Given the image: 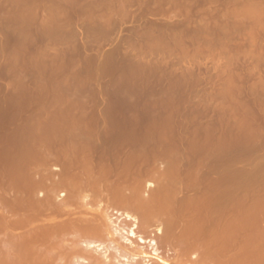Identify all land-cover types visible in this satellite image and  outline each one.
Returning <instances> with one entry per match:
<instances>
[{
    "label": "rangeland",
    "instance_id": "obj_1",
    "mask_svg": "<svg viewBox=\"0 0 264 264\" xmlns=\"http://www.w3.org/2000/svg\"><path fill=\"white\" fill-rule=\"evenodd\" d=\"M14 1L16 0H0V170H3L4 167L6 168L4 169V171L0 172V178L4 180L7 178V176L11 175L10 173L14 174L13 172L16 173V171H18L19 173L20 168L22 167L21 165L27 166L28 164V166L30 167H36L34 166L35 163L37 165L40 164L37 166V169L38 167L41 170L43 169L45 172L42 170V173L44 174H48L49 170L51 171V173L53 171L55 172L56 169L57 171H62L63 174L66 167L69 168V166L71 165L76 167L75 164H72L73 162L80 165L81 167H83V164V168H87V166L89 167V164L92 163L91 165H94L95 168L99 166L103 168L106 167L108 168L107 171L109 172L110 169H113L111 170V174L109 175V177L108 172L104 173V175L107 174V177L109 179H103V177H99L103 180L107 179L108 182L109 180L113 181L115 178H119L115 179L116 181L128 179L126 181L130 182L129 184L133 185H137L138 182H146L145 184H152L153 187L150 186L152 187V189H155V187H158L160 184V186L163 188H165L166 186L170 187L169 184H174L173 182L178 181L175 180L176 178H181L184 179V181H178L180 186L179 184H175L177 188H175L176 190H178L180 187L182 189L181 191H178V193L180 192L179 195L174 194L173 196V194L171 195L172 192L169 193L171 196H173V201L172 203H170L172 199L168 200L169 202L166 200L171 196L168 197L169 194L165 192L166 190H164L163 192L161 189L160 191L165 193L163 194L165 195L164 197H166L167 195V198L163 197V199H166L165 201L170 203L171 205L175 201L174 198L176 196L177 199L175 198L176 202H174L176 205H173L177 207L178 203H182V207H177L178 209H180V207L181 209H183L182 211L180 209V214L186 216L188 212L189 216L190 213L195 214L196 212H198L196 214L200 216V221L202 220V218L207 219L209 216V218H211L212 215L214 216V214L210 215V211H212L213 213L215 212L213 210H215L216 208L205 207L208 202L209 207L211 206L210 204L212 200L208 201V199H211L212 194H214V192L216 191L215 189H213V185L215 184L214 186L216 187L218 184V188H220L219 190H221V192L222 190H225L226 195L229 193V195H227L229 198L225 197V199H228V201L233 199V201L231 200L229 201V203L226 202L228 208L226 209L225 213H227L226 215L228 216V219L227 216L225 220L223 219V215L219 217V214L215 213V217L217 216L216 214H218L220 220H218L216 217V223L213 220V224L212 221L208 218L209 220H206L207 223L204 222V224H206V226H204L208 228L212 226L214 228L215 226L217 227V231L220 230V228L224 227V225L226 226V224H230L229 226H226L228 228L225 227V229L228 230H231L229 229V227L232 228V230H235L236 228L239 229L240 227L239 232L245 234H242V237L240 235L241 233H238L237 229L235 230L236 232L233 231V235L230 232V238L232 239H229V244L232 246H230L229 249V258L231 255V258H236L237 256L241 255L239 254L241 252L243 255H247L248 251L245 252L244 247L246 246L245 248H247L249 244L251 245L250 239H252L251 242L258 245H256L255 248V245L252 243L254 248L248 247L250 249L249 252L251 253L250 254L248 252L250 256H246V259L241 255L240 258L243 257L244 259L241 260H245L244 263L246 264H248L249 262H251L250 264H253L252 262L254 261V259V263L257 262L258 264H263L264 253L262 255L261 252L264 249V14H262L263 18H261V23L257 22L258 20H260L259 16L262 13V10H264V0H258L259 2H255L257 6L253 11L251 8L255 3L253 4L252 1L254 2L256 0H248L249 2L247 0H242L243 2H240L241 0H238L229 1L227 3H223V1H213L207 4L201 2V4L203 5H196V3L191 2V6L187 3L188 7L190 6V8L194 5L193 8L195 7V10L197 8H202L199 10L203 11V9H206L205 11L216 15H222L223 12L221 11H224V14L226 15L225 17H227L228 19L225 17H221L224 18V20L220 19V24H218L223 29V31L226 32V34H224V32L222 31L223 33L220 32L216 35H213L212 37L210 36V39L207 37L209 40L206 39V42H203L205 41V37L204 40L200 38L205 45L207 41L210 42H208L207 44L208 46L211 44L209 48H203V43L201 41H198L200 39H196V41L200 44H198L196 41H194V43L189 39H186L187 41H184V44H182V42L179 43L180 45L177 44L178 46H180V48L182 44V47L185 48L186 51L185 49H180L176 44V47H173L174 45L171 41H169V44L172 43L171 47L173 48L169 47V44H165L166 47L168 45L169 49L168 47L167 49H165L166 47L164 46L162 48L164 49L163 51L162 49L158 51L157 48H153L154 50L157 49L155 51L153 49L144 50L145 48H137L140 44L136 46V42L138 43L140 40H142L138 38L135 39V37H139L135 36L138 33H136L135 31L134 32L136 34L134 32L128 33L130 31L124 29L148 25L146 24L147 21L148 23L152 21L149 20V18L153 20L156 19L157 21V23L156 21L152 22L153 25H148L151 26L150 29H153V27H155L154 29L160 28L161 24L158 25V23H160L161 18L167 20V23L165 20L164 22L169 26H167L164 22L162 23L161 21L162 26L166 25L167 28L175 25V23H178V21L181 22L183 18L181 19L178 16V18L174 17V14H172L173 16L170 14L172 18L174 17V19H172L169 15L166 16V18L162 14L161 18H159L160 16H157L160 14L158 11L163 12V10L165 11L167 9L165 7L167 6L166 3L170 5L168 9H172V4H170L169 2H164V6L161 4V7L160 3H148L150 5L154 3L155 14H159L154 16V14H152L154 11H151V14L146 13V10L147 12H149L148 10L152 9H147L149 6L147 5V8L145 7V11L143 10L144 13H146L147 17L149 15L147 21L144 20L146 22L145 24H143V21H132V23H138L139 25H132V23L126 24L127 21L123 22L124 20L122 22L118 21L120 25L117 23L113 24L116 26L118 25L119 27H117L116 29L119 28V30H121L117 34L119 30H114L115 28L113 27L116 26L112 25L111 28H113L115 32L111 31L110 34L112 36L109 35L111 36V38L107 39V41L104 40L106 36H100V33L98 34V37H96L98 31H96L95 34L94 32H92L94 36L92 34L91 36H89L90 33L87 32L89 26L90 28L95 27L93 25V22L90 23L89 21H87V19H89V14L93 13L92 11H89L94 10L90 8H92V6H94L95 8V6L98 7L103 4L98 5L99 2L95 3V0H91V4L95 3L96 5L93 4L92 6H90L91 4L89 3V1L86 2L87 4H90H86L90 8H87L86 6V8L83 7L85 11L83 15V10L81 9L82 6L85 5V3L81 5L83 1L79 0L81 2H78L77 0V4L79 3V5H81L79 10H81L80 12H82V15L80 14V12L78 13L77 10H74L75 14L77 12V16H71L73 17L72 19L68 14L70 13L69 9H71L69 7L72 6V9L76 7L75 5V7L73 6V4H75L76 2L73 3L72 1L73 4H68L70 5L69 7L67 6V4H64L69 9L62 5L64 9L67 8L69 10L68 12V10L65 9V11L67 10L68 12V18H64V20L67 22L71 20V24L69 22L66 23L63 20L62 22L66 24L63 28H67L66 30H68L70 26H72L69 31L63 30V33H69L70 31H73V43L76 41L75 43L77 45L75 43L73 44L71 41L72 39L70 38L71 40L69 41L71 45L68 42L66 45H64V47H66L64 48L65 52H62L63 48H59V50L57 48L56 50V48L53 47V40H50L52 38H49V35L47 33H42V29L39 30L40 26L38 25H40V21H35V23L31 22V24H27L26 27L25 25H22L24 27L23 30L25 32H28L25 36L23 30L19 26L20 23H16V21L14 22L13 19V16H15L14 12L16 10V7L14 8V6H16L14 5L15 3H13ZM98 1L102 2V0ZM140 5L142 6L143 4ZM259 5L262 6L259 7ZM62 6L60 8L61 10ZM136 6L139 7V5ZM133 7H131V10L133 9ZM184 7L185 6H182L181 8ZM100 8L102 7L100 6ZM142 8L136 7V9L133 10H136V13H139V10H142ZM160 8H162L163 10ZM72 9L71 11H73ZM168 9L167 11H169ZM208 9H210L211 11H209ZM212 9H214V12L212 11ZM249 9H251V12L249 11ZM86 10H88L89 13H87ZM257 10L261 11L258 12ZM143 11H141L139 15H141ZM216 11L218 12L216 13ZM231 12L234 13L232 14ZM13 13L14 15H12ZM131 13L133 12L131 11ZM226 13L231 14L227 15ZM235 13H237V16L235 15ZM244 14L246 15V17ZM8 16H10V18ZM234 16L235 19L233 18ZM255 16L258 17L255 18ZM134 17H138V14L133 15L132 18L130 16V18L128 17V19L133 20ZM251 17H254L255 20L253 18V21ZM83 18H85L86 22L90 23L89 26H87L88 24L85 22V20H82ZM143 18H141V20H143ZM176 18L180 20H177ZM80 19L84 22H82V24L85 26L80 24ZM129 20L128 22H130ZM237 22L239 23L237 24ZM60 23L61 22H59V24ZM254 23L257 24L254 25ZM61 24L50 25H53L57 28H55L56 30H59L58 27H62ZM97 24L102 25V22H97ZM155 24L158 25L157 28ZM92 25L93 27H91ZM122 25L124 27H120ZM15 26L17 29H20H18V32H15L17 30L13 29L15 28ZM27 26L29 27L27 28ZM84 27L86 30L84 29ZM25 28H27L28 30H25ZM49 28L50 29H48V31L50 32L53 28L50 26ZM141 28L143 29V27ZM76 29L78 30V32ZM21 30L22 34L19 35V31ZM30 30L31 32H34V34L31 33ZM38 30L42 33L41 36H37ZM130 30L132 31L137 29ZM83 31L85 32L83 33ZM123 31H126L127 33H123ZM86 32L89 35H87ZM132 33L135 34L134 37L132 36ZM11 34L15 37V39L11 36ZM23 34L26 38L22 37ZM43 34L46 35L45 37H47L48 35V37L45 38ZM72 34L71 36H73ZM33 36L35 37L32 38ZM30 37L31 40L29 39ZM43 37L44 39H42ZM132 38L135 40L133 41ZM27 39L30 43L27 42ZM48 39L51 42L48 41ZM33 40H38V43L35 41L36 44H34ZM112 41L115 42L113 43ZM123 41L130 44V46ZM47 42L49 45L46 44ZM95 43L97 45L99 44V46H97ZM142 43V45H145L144 42ZM12 44L16 46H13ZM26 44H28V46ZM38 44H40L42 48ZM43 44H45V47ZM68 44L71 47L73 46L72 48H69L70 50L67 49ZM104 44L106 45V47ZM46 45L48 47L47 50H45ZM121 45L124 47H121ZM195 45L202 47L201 49L199 47L200 51L198 49V51L195 49ZM76 46L78 49L76 48ZM133 46H136V48H134ZM23 47L25 48L23 49ZM212 47L214 49L210 50ZM36 48L37 50L40 48L39 51H37ZM75 48L77 50H74ZM135 49H138V51H135ZM170 49H173V51L175 52L169 51ZM55 50L58 52H56ZM115 50L118 52H116ZM181 50L184 52H182ZM145 51L151 53H146ZM167 51L169 52L167 53ZM132 52H134L135 54H133ZM159 135H161L162 137H159ZM156 137L157 139H155ZM104 148L107 150H105ZM74 149L76 152L74 151ZM103 151H108V153H106L107 155ZM103 153L105 155H102ZM86 154H88V158L86 157ZM164 154L167 155V157H164ZM69 155L72 156L69 157ZM84 157H86L88 160ZM103 157L105 158L106 162L101 161V158ZM74 158L77 160H75ZM84 159L87 160V162ZM106 159H109V161ZM27 160L29 163L31 161V163L34 164L32 165L30 163L29 165ZM91 160L93 162H90ZM176 160L179 163H177ZM99 161L102 162L103 165ZM174 161L175 163H173L171 166L176 163L177 166H185L186 164H189L185 166L186 168L177 167L180 171H178L177 169V173H179L178 175H176L173 174L176 173V169L174 168L175 166L171 167L169 165ZM18 163L20 166L18 165ZM62 163L64 164L62 165ZM84 163L89 164L85 167ZM97 163L98 165H96ZM58 164L60 165V167ZM15 165L18 168H16ZM78 165L77 168L79 169L76 170L73 167L74 170H76L77 172L81 171L80 173L85 172L84 170L86 169L83 170L80 166L78 167ZM113 165L117 167H112ZM168 166L171 167V171H173V173L171 171L170 173H168ZM187 166L189 169H187ZM8 167L11 169L9 170ZM165 167L167 168V170ZM44 168H47V172ZM106 168H101L102 170L100 171L98 168V170L94 172L96 175L93 176H97L98 173L103 172L104 170H106ZM172 168H174V170H172ZM7 169L10 173L5 171ZM195 170L198 172H196ZM112 171H114L116 175L118 174V177L112 175ZM119 171L121 172V174ZM185 171L187 174H185ZM189 172L190 174H192V176H194L195 174L194 177L197 176L196 174H199V176L201 177L199 179V176H197L198 180H196V182L198 181V184L200 183V185L197 184L198 186H200V188L197 191L194 190V192L196 191V194L199 192L198 194L202 195L201 197L204 196L205 200L207 198L208 202L204 200L203 202L201 200L202 204L200 203L201 205L205 203V207L199 206L198 201L200 200L197 199L199 196L198 194L196 197L195 193H192L193 191L189 190V188V192L188 190H185V188L188 186L187 183V186L185 185V181L192 182L191 184L195 182V180H191L194 178H191L192 176L189 174ZM203 172H206L205 176L203 175ZM5 173H8L9 175ZM56 173H58L57 175L59 176L60 173ZM125 173H127L129 176H127ZM160 173L164 174L161 175ZM4 174L7 175L5 178ZM67 174V172L66 174H63L66 177L62 175V178L64 179V177H69L65 180L70 179V176H67ZM171 174H173L174 177ZM57 175H54L53 177H57V179H60V177H58ZM100 175L103 176V174ZM111 176L115 177L113 179H110ZM222 177L223 179L226 177L225 179L228 181V183L226 180H223L222 182L226 181L228 185L225 182H221ZM95 178H98V176ZM2 179L0 180V182H4L2 181ZM137 179L139 181H137ZM205 179H207L206 182H204ZM123 180L121 181V183H123ZM166 180H168V182H171L168 183ZM199 180L201 182H199ZM209 180L213 181L211 182ZM116 181L113 182L116 183ZM162 181L166 186H162ZM117 182L120 184L119 181ZM207 182H211L213 185L207 184L208 186H206H210V188L206 189L204 183L206 184ZM191 184L189 185L191 186ZM201 184H203L202 188L204 186L203 189H201ZM1 185H3V183ZM1 185L0 187L2 188ZM175 185L171 187H174ZM171 187L169 188L170 190H168V192L172 191ZM222 187L224 188L222 189ZM208 189H210V191ZM211 189L215 191H212ZM200 191L202 192L200 193ZM173 192H176L177 194V191ZM204 192L208 193L209 195L212 193L211 197H208L209 195L206 197L207 194L205 193V195ZM219 192L215 193L219 195L221 194ZM232 192L237 193L233 194ZM88 194L92 195L93 193L89 192L87 193V195ZM192 195L195 196L192 198V201L197 202V205L194 204L195 207L190 199ZM201 197L199 198L201 199ZM179 198L182 200V202H180L181 200ZM186 198L191 201L190 205V201L188 203V200ZM194 198L195 201L193 200ZM242 198L244 199V201H242ZM184 199L187 201H185ZM183 202L184 204L186 203V205H184ZM237 204L241 209L239 208V206H237ZM255 204L257 205V207L260 206V209L255 207ZM173 205H171V207H174ZM229 206H231L232 208H230L231 213H228ZM99 207L102 208V206ZM99 207L96 206L94 208L93 206L92 208L94 211H100L101 209ZM247 207L250 209V211ZM233 208L236 209L233 210ZM251 208H253V210ZM205 210L207 211L206 216L204 214ZM242 210L244 212H242ZM216 211L219 212V210ZM254 211H256L257 213H254ZM182 212L186 213L184 214ZM208 212L210 213L209 215ZM245 212H253V215L247 214L248 218H246V216H244L246 215ZM200 214H202L203 217H201ZM235 215H237V217H235ZM239 216H241V219L243 220L241 221L240 219V223L237 220L238 218H240ZM250 216L254 219L252 220V218H249ZM213 218L214 217H212L211 219ZM229 218H234L233 222L231 219L230 222ZM204 220H202L201 222L199 221V223L203 224ZM235 220H237L240 225L236 223ZM125 221L128 223V221L130 220L127 221L126 219ZM217 221L219 222L217 223ZM248 223L251 224V227L253 229ZM241 224H243V227H247L246 229L250 232L243 228ZM246 224L249 226V229ZM220 225L223 226L221 227ZM129 226L130 228L127 229L131 230H135V228L137 227L136 225H132L133 227H131V225ZM213 228H210V230L214 231ZM254 230H257L256 232H258L257 234L259 236H256V232H253ZM130 234L131 233H129V235ZM0 235L3 236L2 234ZM250 236H253L254 238L259 237V240H257V238L255 240ZM116 237L119 238V236L117 235ZM135 237L136 236H134V238ZM0 239H2V237ZM129 239L131 240V238ZM235 239H238L239 242ZM123 241L124 240H121L122 244L124 243ZM137 241H139V239ZM231 241L236 244L232 243ZM260 241L263 245L260 244ZM135 242L136 241H132L133 244H124L125 247L128 244L131 247L137 248L138 251L141 249L145 251L144 248L147 247L145 246V244L147 243H144V241H142V245H144L142 246L140 244L141 246L137 247L136 245L139 244H136ZM245 242L247 243L245 244ZM238 243H242V246L238 245ZM259 245L260 248L262 246V251H259ZM139 247L144 248L139 249ZM239 247H241V249H239ZM147 248L150 249L146 250L148 254H150L151 252L149 251H151V248ZM251 248L253 249L252 251ZM127 249L131 250L132 248L127 246ZM236 250H240V252L238 253ZM235 251L238 254H235ZM253 251L256 252V254L253 253ZM258 252L259 254H257ZM252 253L254 259L253 257H251ZM250 259H252V261ZM256 259L261 260V262H258L259 260L257 261Z\"/></svg>",
    "mask_w": 264,
    "mask_h": 264
},
{
    "label": "bare ground",
    "instance_id": "obj_2",
    "mask_svg": "<svg viewBox=\"0 0 264 264\" xmlns=\"http://www.w3.org/2000/svg\"><path fill=\"white\" fill-rule=\"evenodd\" d=\"M72 1L74 3L77 0H16L13 2V3H15L14 5H16V6H14V8L16 7V10L14 9L15 12L13 11L15 13V16H13L14 17L13 19H14V22L16 21V23L19 22L21 24V25L19 24V26L22 30L24 28L22 25H25V27H26V25L31 24V22L35 23V21H40V25L36 24V25L40 26L39 30L42 29L41 30L42 33H47L49 35V38L50 37L52 38L50 40H53V47L56 48V50H57V48H58V50H59V48H61V49L63 48L62 52H65L64 48H66V47H64V45H66L67 42L70 44L69 40H71L74 37V35L72 34L73 31H70L69 33H63V30H66L67 28L66 29L63 28L64 25H66V24L63 23L62 21L64 20V18L65 19L68 18V16H67L68 14H69V17L72 19L74 17L73 15L77 16L76 15L77 12L75 14L74 10H77L78 13L81 10H83L82 12L84 15L85 11H84L83 7L86 6L88 8L89 6H87V5L91 4V0H87V1L82 0L83 2L81 5H83L84 3H85V5L82 6L81 10H79L81 5H79V3L77 4V2L75 4H73ZM88 1L90 4L86 3ZM93 1H92V3H93ZM95 1H96L95 3L99 2L98 5L103 4V5H100L102 8H100V6L97 5L98 7L95 6V8H96L95 9L94 6H92V5L93 4L96 5V4L95 3L91 4L90 6H92V8H90V7L89 8L94 9L96 11L90 10L89 12L92 11L93 13L89 14V16L87 15L89 17V19L86 18L87 21H89L90 23L93 22V25L95 27H93V25H92L91 27H93V28H90V26H89L90 23L86 22L85 18H83L82 20H85V22L88 24L87 26H89L88 27L89 29H87V32L90 33V35L87 34V32H86L87 35L91 36L92 32H94V34H95V32L98 31L97 36L96 35L95 36L98 37V34L100 33V36L101 35L106 36L105 37L106 39L104 38V40L111 38V36H112L110 34L111 31H114V30L118 31L119 30V28L116 29L119 26L118 25L116 26L113 24L117 23L120 25L119 22H122L123 20H124L123 22L127 21L126 24H128V23L130 24V23H132V21H134V22H138V21L142 22L143 21V24H145L146 23L145 21H147V19L149 18V15L147 17L146 13L151 14L150 13L151 11H154L152 13V14H154V16L160 13L159 15H157V16H160L159 18L162 17L161 14L164 15L165 18L168 15L171 17L172 14H174V17L178 16L181 19L183 18L181 22H179V21H178V23L174 22L175 25H172L171 27H168V28L166 27V25L167 26H169V25L166 24L167 20L164 18L163 19L161 18V21L163 23L165 20L166 23L165 22L164 23L166 25L162 26V23L160 21V23H158V25L161 24L162 27L160 26V28H157L158 25L155 24L157 29H154L155 27H153V29H150L151 26H148L150 24L153 25L152 22L156 21V19L153 20L151 18H149V20H152V21L150 23H148V21H147V23H146L148 25L141 26V27H143V29L140 26L139 27L136 26L137 28L136 27L130 28V29H137V30H132V31L128 28H124V29H127V31H130L128 33L135 31L136 33L139 34L138 35L135 32L134 33L136 35L133 33H132L133 35L130 34L133 37H134V35L139 36V37H135V39L136 38L142 39L138 43L136 42L137 45L134 43L136 46H138V44H140L137 48H141V49L145 48L144 50H147V49L152 50L153 48H157L159 51L160 49H162L165 46V44H169V41H171L173 43V45H174L173 47H176L177 44L180 45L179 43H181V42H182V44H184L183 42L187 41L186 39H189L190 41L194 42V41H196V39L198 40L200 38H202V40H204V37H205V41H203V42H206V39H208L210 36L212 37L213 35H216L217 33H220L223 31V29L218 24H220L219 23L220 19L224 20V18H221V17L226 16L224 14V11H221V12H223L222 15H220V14L216 15V14H212V13L205 11L206 9L205 10L203 9V11L199 10V9H202V8H197L200 5L197 6L196 7L197 9L195 10L194 9L195 7L193 8L194 5L190 8L191 2L196 3V5H198V4H201V2L207 4V3H211L213 1H220V2L223 1V3H227L229 1H238V0H181V2H180V0H102V2H100L98 0H95ZM78 2H81V1L78 0ZM151 2H156L157 4L160 3V7H161V4L164 6V2H169L170 4H172V9H170V8L168 9V7L170 5L168 3H166L167 6H165V7L169 11H167L166 8H164V9H166L165 11L162 8H160L163 10V12L162 11L160 12L157 10L159 13L155 14L154 3L151 4L153 6L148 4ZM240 2H243V1L241 0ZM255 2H259V1L258 0L254 1V2L252 1L253 4ZM71 3L73 4V6L75 5L78 9L75 6H74L75 7L74 9H72L73 8L72 6L69 7L70 5H72ZM187 3H188V5H190L189 7H188ZM64 4H67V6L69 8H71L73 11H71V9H69ZM68 4H70V5H68ZM140 4H143L142 5L143 8ZM182 4H184V5H182ZM62 5L67 7L70 10V13H68L69 10L67 8H65V9H67L68 12H67V10L65 11V9L63 8ZM136 5H139V7ZM147 5H149L148 8H147ZM201 5H203V4H201ZM254 5H255V8H254ZM254 5L252 6V8L250 6L252 11L254 9H256V6H257L256 3ZM61 6H62V10L60 9ZM133 6H136L137 8H140V7L142 8V10L137 9V10H139V13L143 10L145 11L146 8L147 9H150V8L153 9L154 8V9L148 10L149 12H147V10H146V13H144V11H143L142 14L139 15V13H136V10H133V9H136V7H133ZM173 6H174V8H173ZM179 6H181V7L185 6V7L181 8ZM260 6H262V5H259V7ZM131 7H133L132 10H131ZM97 8H99V9H97ZM158 8H159V6H158ZM251 9H249L250 12H251ZM208 10L211 11L210 9H208ZM213 10L214 9H212V11ZM246 10H248V9H246ZM131 11L135 14H138V17H134L133 20H129L128 17L130 18V16H131V18H132L133 15H135V14L131 13ZM218 11H216V13ZM260 11H258V12H260ZM263 11L264 10H262V13L259 16L260 20H258L259 18L256 19V20H258L257 23H261V18H263L262 14H264ZM71 12H72V15H71ZM82 12H80L81 15H82ZM86 12L89 13L88 10H86ZM94 12H97V13H94ZM14 13L12 15H14ZM226 14L228 15L229 13H226ZM236 14L237 13H235V15ZM71 16H73V17H71ZM87 16H85V17H87ZM145 16H146V18H145ZM6 17H7V15H6ZM8 17L10 18V16H8ZM139 17H141V18L144 17L145 19L143 18V20H141V18H139ZM174 17L173 18L171 17V18L174 19ZM245 17H246V15H245ZM256 17H258V16H255V18ZM225 18H227V17H225ZM233 18L235 19V16ZM253 18H252V20H253ZM255 18H254V20H255ZM11 19H9V20H11ZM75 19H77V18H75ZM82 20L80 19L81 23L80 22H78V23L82 24V22H83ZM128 20L130 22H128ZM168 20H169V18H168ZM177 20H180V19H177ZM70 21H68V22L70 23ZM59 22L62 23V24L60 23L62 25V27L60 26V27H58L59 30H56L57 28L54 27L53 25L54 24L60 25ZM65 22L68 23L67 21H65ZM97 22H99V23L102 22V25H98ZM169 22H170V20H169ZM232 22H234V21H232ZM95 23H96V25H95ZM156 23H157V21H156ZM238 23L239 22H237V24ZM50 24H53V25L51 26ZM122 24H124V23H122ZM133 24L139 25L138 23H132V25ZM235 24H233V25H235ZM245 24H247V23H245ZM256 24L254 23V25H256ZM112 25L116 26V27H113V28H115L114 30H113V28H111ZM243 25H244V23H243ZM31 26H34V25H31ZM49 26L52 28L54 27L53 29H51L50 32L48 31V29H50ZM83 26H85V25H83ZM145 26H148L149 28L145 27ZM235 26H237V25H235ZM28 27L29 26H27V28ZM71 27L72 26H70V28ZM120 27H124V26L122 25ZM27 28H25V30ZM13 29L17 30V31L14 30L15 32H18L19 28L17 29L15 26V28H13ZM31 29H33V28H31ZM69 29L66 31H69ZM84 29H85V27H84ZM226 29H227V27H226ZM22 30L19 31V33H20L19 35L22 34L21 33ZM39 30H38L37 36L42 35V33ZM60 30H62V31H60ZM120 30L118 32L116 31L117 34L120 32ZM15 32H14V34H15ZM30 32H31V30H30ZM77 32H78V30H77ZM84 32L85 31H83V33ZM124 32L127 33L126 31H123V33ZM223 32H224V34H226L225 31H223ZM8 33H9V31H8ZM23 33L26 36L28 32L27 31L25 32L23 30ZM31 33L34 34V32H31ZM70 33L73 36H71ZM123 33H120V34H123ZM12 34H11V36H12ZM24 34L22 37H25ZM140 34H141V36H140ZM43 35H44V37L46 36L45 34H43ZM48 35H47V37H48ZM109 35H111V36H109ZM35 36H33L32 38H34ZM223 36H225V35H223ZM12 37H14V36H12ZM19 37H21V36H19ZM44 37L42 39H44ZM47 37H45V38H47ZM217 37H216V39H217ZM25 38H23V39H25ZM14 39H15V37H14ZM19 39H22V38H19ZM29 39L31 40V37ZM73 39L71 40L72 43H73ZM135 39H133V41ZM214 39H215V37H214ZM50 40L48 39V41H50ZM75 40H77V39H75ZM144 40H147V41H144ZM35 41H34V44H36ZM46 41H47V39H46ZM136 41H138V40H136ZM198 41H201V39ZM212 41H213V38H212ZM27 42H29L28 39H27ZM99 42H101V41H99ZM110 42H111V40H110ZM140 42L141 43L144 42L145 45H142L143 43L141 44ZM208 42L209 41H207L206 45L203 43V45H205V46L202 45V47L203 48L204 47L209 48V46L211 44L208 46L207 45ZM32 43H31V45H32ZM106 43H108V42H106ZM124 43H126V42H124ZM197 43L200 44L199 42H197ZM211 43H213V42H211ZM46 44L49 45L48 42ZM69 44L67 45L68 46L67 49H69L71 47L70 46L71 44L70 45ZM109 44H107V45H109ZM126 44H128V43H126ZM171 44H169L170 45L169 47L172 46ZM182 44H181V48H180V46H178V45L177 46L183 50L185 48L182 47ZM22 45H24V44H22ZM26 45L28 46V44H26ZM38 45H40V44H38ZM43 45L45 47V44H43ZM47 45H46L45 50L48 49ZM118 45H115V46H118ZM128 45L130 46V44H128ZM128 45H126V46H128ZM131 45H133V44H131ZM13 46H16V45H13ZM20 46H21V44H20ZM97 46H99V44ZM136 46L135 47L133 46V47L136 48ZM7 47H9V46H7ZM25 47H23V49ZM37 47H39V46H37ZM40 47H41V45H40ZM105 47H106V45H105ZM105 47H102V48H105ZM121 47H124V46L121 45ZM167 47H168V45H167ZM167 47L165 49H167ZM169 47H168V49H169ZM173 47H171V48H173ZM199 47L200 46L195 45L196 50L197 49L199 50ZM202 47H200V49ZM76 48H77V46H76ZM76 48L74 50L78 49V48L77 49ZM102 48H100V49H102ZM39 49L37 50V48H36L37 51H39ZM116 49H118V48H116ZM141 49H139V50H141ZM157 49H155V50H157ZM212 49H214V48L212 47L210 50H212ZM163 50L164 49H162V51ZM175 50H176V48H175ZM135 51H138V49H135ZM162 51H160V52H162ZM169 51L175 52V51H173V49L172 50L170 49ZM169 51H167V53ZM185 51H186V49H185ZM193 51H194V49H193ZM56 52H58V51H56ZM116 52H118V51H116ZM141 52H143V51H141ZM145 52L151 53L148 51H145ZM182 52H184V51H182ZM132 53L135 54L134 52H132ZM142 54H144V53H142ZM160 136L161 135H159V137ZM155 139H157V137ZM147 140H149V139H147ZM73 148H74V146H73ZM105 150H107V149H105ZM74 151H75V149H74ZM103 152L105 154L108 153V151H106V152L103 151ZM104 153L102 155H105ZM165 154L163 156L167 157L168 153H167V155H165ZM70 156H72V155H69V157ZM87 156H88V154H86V157ZM86 157H84V158L87 159L88 157L87 158ZM93 157H95V156H93ZM104 157H106V156H104ZM104 157L101 158V161H105ZM30 159H32V158H30ZM55 159H57V158H55ZM162 159H163V157H162ZM75 160H77V159H75ZM87 160H85V161L87 162ZM95 160H97V159H95ZM106 160L109 161V159H106ZM27 162H28V160H27ZM34 162H35V160H34ZM90 162H93V161L91 160ZM176 162H177V160H176ZM30 163H31V161H30ZM30 163H29V165H30ZM98 163L96 165H98ZM100 163H102V162H100ZM173 163H175V161L171 162V164H169V165L171 166ZM177 163H179V162H177ZM63 164L64 163H62V165ZM72 164L73 165L75 164L76 167L71 165L72 167L71 166H69V168L66 167V169L64 170L65 173L63 172V174H66V172H67L68 173L67 176H70V179H68V180H65V179H67L69 177L65 178L66 176L62 174V171H57V169L55 170V172L53 171L54 173L53 172L51 173V171L49 170L50 172L48 171V174L46 173L47 175L42 173L44 170L42 169L43 170L42 171L41 169H39V167L37 169V166L40 164L37 165L36 163L34 165L36 167H32V166L30 167V166H28V164H27V166L21 165L22 166L20 168L21 174H20V171L18 173V171H16V170H15L16 173L13 172L14 174L8 172V169L9 170L11 169L9 167L7 170H5L8 173H10L11 175H9L8 173H5V174H8L9 176L4 174V178L6 176H7V178L4 180L2 178H0V180L2 179V181H4V182H0L1 184L3 183V185L0 184L2 186V188L0 187V191H1V193H0V213H1L0 214V234L3 235V236L0 235V238L2 237V239H0V264H246V263H244L245 260H243V261L241 260L244 258L243 257L240 258V256L242 255L247 259L246 256H248V255L250 256V254H251L249 252L250 251L249 248L253 247V244L255 245V248H256V245H258L256 243L251 242L252 239H250L248 237L250 239V243L252 246L250 244H249V246L247 245L249 247V248L247 247L248 250H247V248H245L246 247L245 246L244 251L245 252L248 251L250 254H248V252H247V255L246 254L243 255L242 252L239 253L240 250L239 251L236 250L241 255L237 256L236 258L234 256H233L234 258H231V256H232L231 255L229 258V255H230L229 249H230V246H232L229 244V239L230 240L232 239V238H230V236H231L230 232L233 235V231H235L237 229L238 233H241L240 235L242 237L245 234H243L242 232H239L240 227H239V229L236 228L235 230H232V228L229 227V229H231L232 231L225 229V227L229 226L230 224H226V226L224 225V227H222L223 225H220L222 228H220V230H218V231H217V227H215V226H214V228H213V226L209 227V228L205 227L206 224H204V222L207 223L206 220L208 221L210 219L213 223V220L214 221L217 219L220 220L219 217L221 215H223V217H224L223 219L226 220V216H227L226 214L227 213H225V212H226V209L228 208V205L226 204V202L229 203V201H231V200L233 201V199H231L229 201H228V199H225V197L226 198L228 197L227 195H229V193L226 195L225 190L224 191L222 190V192H221V190H219L220 188H218V184H217L218 182L216 183L217 184L216 187L218 188V190L220 192L214 186L215 184L213 185L211 183L213 180L212 181L209 180V181H211L210 182L211 184L209 182H207L206 184L204 183L206 189L210 188V186L207 187L208 185H213V189H215L216 191L212 190V189L211 190L221 193V194L217 195L214 192V194L216 196L211 193L212 194V197H211V194L209 195L208 193L204 192V194L205 193L207 194V195L205 194L206 197L208 195H209L208 197H211V199L210 198L208 199V201L212 200L210 207L208 205L209 202L207 201V198L205 197L206 198V200H205L204 196L201 197L202 195H199L198 194L199 192L197 193L199 195L197 199L200 200V201H198L199 206L205 207V203H203L204 206L201 205L202 201L204 200V201L208 202V204L206 203L207 205L205 208H211V207L216 208V209L214 208L215 210H213L215 212L212 213V211H210L211 214L208 212V215L214 214V216L212 215V217H214V218L211 219L212 217L209 218L210 216L208 217L209 219L207 217H206L207 219L204 218L205 220L202 218V220H204V221H203V224H200L199 221L201 218L199 215L196 214L198 212H196L195 214L190 213L189 216H188V212H187L186 216L180 214L181 213L180 209L183 205H182V203L181 204L178 203V201H177L178 206H181L180 209H178L179 208L178 206H177L178 207L177 208L176 206L173 205V204H175L174 202H176V199H177L176 196H175L176 199L174 198L175 201L173 202V204H171L174 207H171V205H170V203H172V201H173L174 194L179 195L180 192L178 193V191L182 190L181 187L178 190H176L177 188H176L175 184H179L178 181H181V180L184 181V179L179 178L180 179L179 180L175 176V178H176L175 180L176 181L178 180L177 181L178 183L173 182V180H172V182L174 184L171 183L172 185L171 184H169V185H170V187L173 185H175V186L171 187L172 191L168 192V190H170L169 189L170 187L166 186L163 183V181H162V183H163L162 186L165 185L167 187V189H166V187L165 188L161 187L160 183H159L160 185L158 184L159 186L155 187V189H152V187H153L152 184H148V183L145 184L146 182H144V183L138 182L139 184L137 183V185L129 184L130 182L126 181L128 179H126V180L124 179L125 181L122 179L123 183H121L122 180L121 181L117 180L120 182V184H119L115 180V179H119V178H115L113 180V181H116V183H117L116 184L113 181H110V180H109V182L107 181V179H109L108 178L109 175L111 174V170H113V169H110V172H109V171H107L108 168H106V167L103 168L101 166L95 168L94 165H91L92 163L91 164L84 163L85 167L89 164V167L87 166V168H83L84 167L83 164H82L83 167H81L80 165H78L74 162ZM176 164L171 166V167L175 166L174 168L176 169L175 170L176 173H173V171H171V167H169V166H168L169 167L168 173H170V171H171L173 174L178 175L179 172L177 173V169H178L177 167L186 168L185 166L188 165L189 163L186 164L185 166H177ZM18 165H19V163H18ZM77 165H78V167L80 166L83 170L86 169V170H84L85 172H82V173H80L81 171L77 172L76 170L79 169V168H77ZM102 165H103V163H102ZM90 166H92V167H90ZM59 167H60V165H59ZM73 167L76 170H74ZM112 167H117V166L113 165ZM12 168H14V167H12ZM16 168H18V167L16 166ZM98 168H99V171L106 168V170H104L106 172H104V171L101 173L97 172L98 178H95L97 176H93V175H96L94 172L97 171ZM174 168H172V170H174ZM4 169H6V168L4 167L3 170L2 169L0 170V172L4 171ZM187 169H189L188 166H187ZM187 169H185V170H187ZM118 170H121V169H118ZM166 170H167V168H166ZM178 171H180V170L178 169ZM46 172H47V170H46ZM56 172L60 173L59 176L57 175L58 173H56ZM107 172L109 173L108 177H107V174L104 175V173H107ZM112 172H113L112 175H115L116 177H118V174L116 175V173H114V171H112ZM196 172H198V171H196ZM206 172H203L204 176L206 175L205 174ZM69 173H70V175H69ZM182 173H184V172H182ZM193 173H195V172H193ZM1 174H3V173H1ZM61 174L63 176H65L64 179L62 178ZM100 174H103V176H101ZM120 174H121V172H120ZM125 174L127 176H129L127 173H125ZM160 174L162 175L164 173H160ZM173 174H171V175L174 177ZM185 174H187L186 171H185ZM189 174H190V172H189ZM54 175H57L58 177H60V179L59 178L57 179V177H53ZM171 175H169V176H171ZM182 175H184V174H182ZM190 175L192 176V174H190ZM196 175L199 176V174H196ZM222 175H224V174H222ZM194 176H195V174H194ZM194 176L191 177L194 179L190 178L192 181L195 180V182L193 183L194 185L191 184L192 182L188 181L189 182L188 183L185 181V185L187 186V184H188L187 187L185 186L187 188V189L185 188V190H188V188H189V190L193 191L192 193H195L200 188V186H198V185H200V183L198 184V181L196 182V180H198V178H197V176L196 177H194ZM99 177H103V179L104 178H107V179L103 180L102 178H99ZM114 177L111 176L110 179H113ZM177 177H179V176H177ZM223 177L221 178V182L223 180H226L225 179L226 177L224 179H223ZM165 178H167V177H165ZM165 178H164V180H165ZM200 178L201 177L199 176V179ZM207 179H205V181L204 180H202V181L206 182ZM137 181H139V180L137 179ZM166 181L168 182V180H166ZM226 181H224V182L226 183ZM124 182H127V183H124ZM170 182H168V183H170ZM199 182H201V181L199 180ZM224 182H222V183H224ZM213 183H215V182H213ZM227 183H228V181H227ZM189 184H191V186ZM202 185L203 184H201V189L204 188V186L202 188ZM150 186H152V187H150ZM179 186H180V184H179ZM223 188L224 187H222V189ZM161 189L163 192H164V190H166L165 192H167L168 194L172 192L171 195L173 194V196H171L169 194L168 197L171 196L169 199L167 198V195H166V197H164L165 195H163V194H165V193L160 191ZM183 190H184V188H183ZM189 190H188V192H189ZM194 190H196V191L194 192ZM208 190L210 191V189H208ZM173 191H177V194H176V192L174 193ZM89 192H91L93 194L87 195V193H89ZM201 192L202 191H200V193ZM232 193L235 194L237 192H232ZM197 194L195 193L196 197H197ZM193 195L190 198L191 201H192V198L195 197ZM163 197L167 198V200L165 199L166 201H168L170 199H172V200L170 203H168L169 201L166 202L163 199ZM199 197H201V199ZM182 199H183V197H182ZM187 200H185V201H187L189 203L190 200L189 199H187ZM193 200L195 201V198ZM191 201H190L189 205L191 204ZM242 201H244V199ZM180 202H182V200ZM196 203L197 202L195 201L192 204L197 205ZM242 203H244V202H242ZM183 204H184V202H183ZM231 204H232V202H231ZM238 204H237V206H239ZM184 205H186V203ZM195 205H194V207H195ZM93 206H94V208L96 206H98V207L102 206V208L99 207L101 209L100 211L98 210V208H97L98 211H94L92 208ZM191 207H192V205H191ZM255 207H257L256 204H255ZM259 207L260 206H258L257 208H259ZM184 208H186V207H184ZM230 208H231V206H229V209H228L229 212L228 213H231L232 208L231 209ZM239 208H240V206H239ZM253 208H254V206H253ZM253 208H251V209L253 210ZM235 209L236 208H233V210H235ZM182 210L183 209H181V211ZM216 210H219V212H217ZM248 210L250 211L249 208H248ZM238 211H240V210H238ZM256 211H257V209H256ZM256 211H254V213ZM206 212L207 211L205 210V213H204L205 216H206ZM242 212H244V211L242 210ZM246 212H245L246 215H244V216H246V218H248L247 214L250 215L253 213V212H251V213L250 212L246 213ZM182 213L185 214L186 212H182ZM215 213L219 214V217H218V214H216L217 219H215L216 218ZM242 214H244V213H242ZM200 215H201V217H203L202 214H200ZM233 216H234V214H233ZM230 217H231V214H230ZM235 217H237V215H235ZM239 217L240 218L237 219L238 221L241 219V216H239ZM249 218H252V217L250 216ZM122 219H124V220H122ZM126 219H127V221L128 220H130V221H128V223H127L125 221ZM221 219H222V217H221ZM227 219H228V216H227ZM230 219L233 222L234 218L233 219L229 218V220ZM253 219L254 218H252V220ZM225 220H223V221H225ZM231 220H230V222H231ZM237 220H235L236 223H238ZM252 220H251V222H252ZM241 221H243V220L241 219ZM218 222L219 221H217V223ZM123 223H124V226H123ZM215 223H216V221H215ZM239 223H240V221H239ZM127 224H128V226H127ZM243 224H241V226ZM248 224L251 227V224L250 223H248ZM129 225H131V227L136 225L137 227L135 228V230L127 229V228H130ZM233 227H234V225H233ZM242 227H241V229H242ZM210 228L211 229L213 228L214 231L210 230ZM226 228H228V227H226ZM243 228L246 229L247 227H243ZM248 229H249V226H248ZM246 230H245V232H246ZM241 231H243V230H241ZM247 231H249V230H247ZM256 231L257 230H254L253 232H256ZM129 233H131L133 235H131V234L129 235ZM257 233L258 232H256V236L258 235ZM116 235L119 236V238H117ZM131 236H133V237H131ZM134 236H136V237L134 238ZM234 236H235V234H234ZM253 236H255V235H253ZM253 236L252 237L250 236V237L254 238ZM129 238H131V240ZM256 238H257V240H259V237H256ZM256 238H254V239L256 240ZM132 239H134V240H132ZM138 239H139V241H137ZM121 240H124L123 241L124 243H130V244H133L132 241H136L135 243L139 244V245L135 244L137 247L141 246L143 243L142 241H144V243H147V244H145V246L151 248V251H149L151 253L148 254V252L146 250L149 248H147V247H145V248L139 247V249L144 248L146 252L143 249L138 251L137 248L131 247L128 244L125 247V244L123 243L124 244L123 245L121 243ZM235 240L238 241V239H235ZM241 240H243V239H241ZM233 241H234V239H233ZM233 241H231V242L234 243ZM246 243L247 242H245V244ZM234 244H236V243H234ZM241 244L238 243V245H241ZM260 244H262L261 241H260ZM127 246L132 248V249L134 248V249L133 250L131 249L132 251L129 249L130 250L129 251L127 249ZM235 247H236V245H235ZM259 248H260V245H259ZM261 248H262V246H261ZM261 248H260V250L259 249H257V250L262 251ZM135 249H137V250H135ZM239 249H241V247H239ZM252 250L253 249L251 248V251ZM254 251H256V250H254ZM254 251H253V253L256 254V252H254ZM263 251H264V249H263ZM263 251L261 252L262 255L264 253ZM232 252H230V253H232ZM237 252L235 254H238ZM253 253H252L251 257H253V259H254ZM257 254H259V252ZM233 255H234V253H233ZM257 256H259V255H257ZM237 258H240V259H237ZM257 258H259V257H257ZM263 258H264V255H263ZM263 258H261V259H263ZM250 260L252 261V259H250ZM256 260L258 261L259 259H256ZM254 261H255V259H254ZM254 261L252 262L253 264H258L257 262L254 263ZM258 262H261V260H259ZM247 263H248V260H247ZM250 263L251 262H249L248 264H250Z\"/></svg>",
    "mask_w": 264,
    "mask_h": 264
}]
</instances>
